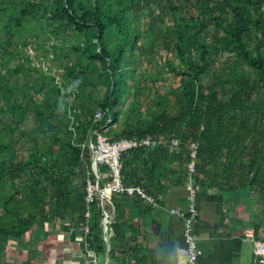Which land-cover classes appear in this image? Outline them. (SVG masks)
<instances>
[{
    "label": "trees",
    "instance_id": "obj_1",
    "mask_svg": "<svg viewBox=\"0 0 264 264\" xmlns=\"http://www.w3.org/2000/svg\"><path fill=\"white\" fill-rule=\"evenodd\" d=\"M62 25L70 39L59 35ZM29 45L45 59L63 58L64 70L50 74L33 64ZM162 49L177 61L160 63ZM167 71L180 74L177 86L163 84ZM99 108L106 115L97 119ZM109 114L103 133L111 140H161L122 151L125 185L159 196L186 184L192 144L199 142L197 183L254 201L258 232L264 0H0V264L11 240L28 232L53 243L51 226L105 257L104 208L114 214L110 263L140 264L134 212L152 204L113 190L114 210L98 192L87 199L89 181L103 187L114 180L106 163L97 179L88 145Z\"/></svg>",
    "mask_w": 264,
    "mask_h": 264
},
{
    "label": "crops",
    "instance_id": "obj_2",
    "mask_svg": "<svg viewBox=\"0 0 264 264\" xmlns=\"http://www.w3.org/2000/svg\"><path fill=\"white\" fill-rule=\"evenodd\" d=\"M189 196L187 184H173L158 196L159 205H151V209L135 207V221L142 234L140 242H143L137 255L142 259L140 264H186L188 249L184 219L174 213L173 208L186 207ZM196 204L200 211L196 224L202 249L200 264H258L255 241L248 231L254 228L257 238H264V220L257 232L255 213H258V207L254 201L246 199L244 203L235 193L217 186H200ZM51 230L53 243L33 239V233L29 232L30 240L23 236L19 240L12 239L8 249L19 244L25 264H91L95 254L92 249L85 251L78 240H71L58 226H51ZM98 258L101 264L103 258L107 264V252L105 257Z\"/></svg>",
    "mask_w": 264,
    "mask_h": 264
},
{
    "label": "built area",
    "instance_id": "obj_3",
    "mask_svg": "<svg viewBox=\"0 0 264 264\" xmlns=\"http://www.w3.org/2000/svg\"><path fill=\"white\" fill-rule=\"evenodd\" d=\"M33 46L29 45L27 50L32 51ZM41 65V64H40ZM43 68L45 64H42ZM48 68V67H47ZM106 115V111L102 109H98L96 112V118L100 119ZM112 122V116L109 114L106 120V123L101 126V128H96L92 131L89 137L88 145L90 146L93 153V162L92 168L97 176V179H100L103 175L100 171V164L106 163L110 166L111 172L113 174V182L109 185H105L100 187L99 184L92 183L89 181L88 186V201H92L94 199V195L96 192L101 196L102 204L104 206L105 201L110 203L115 209L114 202L112 198L109 196V191L113 190L115 192L128 193L130 195L138 194L152 204L153 206L159 205V197L153 194L147 193V191L140 185H125L122 182L121 178V161L120 156L122 151L131 149L133 147L142 146V145H150L155 144L160 139L156 138L152 134H147L142 138H128L122 137L117 140H111L103 130H107L108 125ZM94 135L97 136V142L95 143L93 140ZM180 139L178 137H174L171 139L173 145H177ZM199 142H193L192 144V152H191V160L188 163V180L186 182L187 186L190 189V201L184 208H173V212L179 214L184 219L185 226V239L187 242V260L186 264H200V257L202 254V249L199 243V238L196 234V224L200 218V211L197 207V195L199 190V184L195 179V174L197 172V157L199 150ZM104 229L106 232V239L108 238V234L110 231L109 225L113 219V212L104 208ZM87 215H90V211L87 212ZM85 230H89V225L85 226ZM248 235L255 241V255L258 264H264V238H257L256 231L254 228L249 229ZM91 249V248H89ZM91 264H101L100 259L96 256V253L93 254L91 258Z\"/></svg>",
    "mask_w": 264,
    "mask_h": 264
},
{
    "label": "rangeland",
    "instance_id": "obj_4",
    "mask_svg": "<svg viewBox=\"0 0 264 264\" xmlns=\"http://www.w3.org/2000/svg\"><path fill=\"white\" fill-rule=\"evenodd\" d=\"M59 35L62 38H64V39H70L71 38L70 30H67L65 25L61 26V32H60ZM40 52H42L41 48H40L39 51H37L36 49L33 48L32 51L29 50L28 52H26V54L27 53L29 54L30 58L32 59L33 64H36L38 66H40V64L41 65L45 64L44 70H47L48 72H50V74H53L55 72L61 73L64 70L63 66L65 64V60H63V58L60 57V59H58L57 61H51L49 59H45V57H43L42 55H39V54H41ZM37 53H39V54H37ZM169 57L174 58V53L171 52V51H167L165 49H162L160 54L157 56V59L159 60L160 63L164 64L166 59L169 58ZM147 65H148V63H147ZM145 66H146V64H144L141 67H145ZM152 68H153L154 71L158 72V68L155 66V64H152ZM163 76H164V78L162 79L163 80V84L166 87L168 86V84H171V85H174V86H177L179 84L180 74H176V73L167 71L166 73L163 74ZM158 77L161 79L160 76H158ZM57 81L61 82L59 76L57 78ZM129 82H131V80H129ZM100 87H101V91L104 90L102 88V86H100ZM74 90L77 91V88L74 87ZM144 106H145V104H144ZM99 109H101V108H99ZM25 125L26 126H31L32 125V121L31 120L28 121L27 123H25ZM24 153L27 155L26 151ZM28 234H29V232L26 233L25 235H23V237L27 238L28 240H30L29 237H27ZM20 238L21 237H19L18 240ZM23 242H27V241H22V243ZM8 248H6V250L4 251L5 260H4V262L2 264H25L24 261H23V255L21 254L22 247L19 244H18L17 247L13 246V248L11 250H9ZM14 250H17V251H14Z\"/></svg>",
    "mask_w": 264,
    "mask_h": 264
},
{
    "label": "water",
    "instance_id": "obj_5",
    "mask_svg": "<svg viewBox=\"0 0 264 264\" xmlns=\"http://www.w3.org/2000/svg\"><path fill=\"white\" fill-rule=\"evenodd\" d=\"M107 243H108V250H107V264H110V263H109V251H110V248H111V243H110L109 238H107Z\"/></svg>",
    "mask_w": 264,
    "mask_h": 264
}]
</instances>
